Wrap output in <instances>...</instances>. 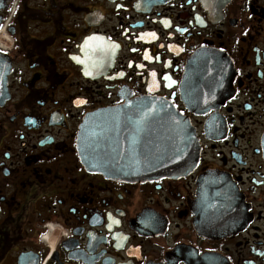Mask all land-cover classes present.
Returning <instances> with one entry per match:
<instances>
[{
    "label": "flooded vegetation",
    "instance_id": "af4514ba",
    "mask_svg": "<svg viewBox=\"0 0 264 264\" xmlns=\"http://www.w3.org/2000/svg\"><path fill=\"white\" fill-rule=\"evenodd\" d=\"M141 100L193 127L187 175L82 159L84 122ZM0 264H264V0H0Z\"/></svg>",
    "mask_w": 264,
    "mask_h": 264
},
{
    "label": "water",
    "instance_id": "95a60500",
    "mask_svg": "<svg viewBox=\"0 0 264 264\" xmlns=\"http://www.w3.org/2000/svg\"><path fill=\"white\" fill-rule=\"evenodd\" d=\"M194 72L221 65L217 58L198 59ZM201 68V69H197ZM194 77L188 76L184 88L195 89ZM203 88V87H201ZM127 113L129 115L127 116ZM125 116L139 118V125L109 131V121ZM128 127V128H126ZM111 129V128H110ZM82 159L92 170L115 179L142 181L187 175L199 158L196 133L191 124L173 109L156 102L141 100L138 107L103 111L88 118L78 135ZM227 181L209 180V206L232 189Z\"/></svg>",
    "mask_w": 264,
    "mask_h": 264
},
{
    "label": "snow or ice",
    "instance_id": "6c2138e0",
    "mask_svg": "<svg viewBox=\"0 0 264 264\" xmlns=\"http://www.w3.org/2000/svg\"><path fill=\"white\" fill-rule=\"evenodd\" d=\"M149 35H152V36H154L155 34H154V33H150ZM153 75H155V74L153 73Z\"/></svg>",
    "mask_w": 264,
    "mask_h": 264
},
{
    "label": "bare ground",
    "instance_id": "6f19581e",
    "mask_svg": "<svg viewBox=\"0 0 264 264\" xmlns=\"http://www.w3.org/2000/svg\"><path fill=\"white\" fill-rule=\"evenodd\" d=\"M52 243V242H51ZM54 244V243H53Z\"/></svg>",
    "mask_w": 264,
    "mask_h": 264
}]
</instances>
